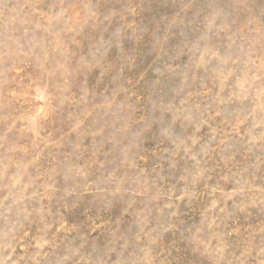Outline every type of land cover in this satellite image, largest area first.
Segmentation results:
<instances>
[{"label":"rangeland","instance_id":"obj_1","mask_svg":"<svg viewBox=\"0 0 264 264\" xmlns=\"http://www.w3.org/2000/svg\"><path fill=\"white\" fill-rule=\"evenodd\" d=\"M0 264H264V0H0Z\"/></svg>","mask_w":264,"mask_h":264}]
</instances>
